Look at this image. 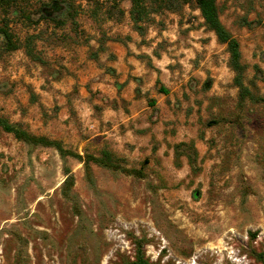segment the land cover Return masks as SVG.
Returning <instances> with one entry per match:
<instances>
[{
    "label": "rangeland",
    "instance_id": "rangeland-1",
    "mask_svg": "<svg viewBox=\"0 0 264 264\" xmlns=\"http://www.w3.org/2000/svg\"><path fill=\"white\" fill-rule=\"evenodd\" d=\"M10 2L0 27L39 61L3 52L0 35V117L70 155L0 130V264H125L136 241L150 264H260L264 103L239 102L193 5L134 25L128 0ZM215 3L243 85L264 98V0ZM182 142L195 172L174 164ZM102 150L139 175L75 157Z\"/></svg>",
    "mask_w": 264,
    "mask_h": 264
},
{
    "label": "trees",
    "instance_id": "trees-1",
    "mask_svg": "<svg viewBox=\"0 0 264 264\" xmlns=\"http://www.w3.org/2000/svg\"><path fill=\"white\" fill-rule=\"evenodd\" d=\"M12 1V0H11ZM115 1V0H114ZM121 1V0H116ZM130 3L129 16L134 25L139 22L144 21L149 15L158 13L163 10H169L170 5L173 2H178L181 5H193V7L198 11L199 17L202 20V26L208 32L212 33L215 42L219 45L224 46L225 52L227 53L226 66L233 74L232 85L237 89L238 100L243 102L247 99L250 102H262L264 103V98L255 97L252 95L248 88L243 85V73L245 66L240 62V52L237 40L225 29L218 18V9L216 7L215 0H128ZM2 8H7L12 2L10 0L0 1ZM0 35L3 39L2 51L5 53L14 51L19 47H23L26 56L34 61H39L38 56L33 52L32 39L27 38L23 44H20L16 40L7 28V25L3 23L0 27ZM155 86L157 87V92L161 94H166L167 90L164 88L158 80L155 81ZM153 105L152 101L149 102ZM0 130L11 134L15 139L24 142L29 145H39L43 147H51L56 150L61 158L69 156L70 152L64 150L58 142L48 140L43 137H35L23 130L19 124L9 123L4 118L0 117ZM184 156L187 164L189 165L191 171L195 172L196 168L194 166V161L196 158V152L192 145V142L179 143L173 147V158L174 164L178 165L179 157ZM79 159L85 170L88 163H93L97 166L120 171L126 175H139V171L131 170L121 167L118 164V159L113 156V154L107 150H102L99 157H93L85 155L82 158L80 156H75ZM67 173V172H66ZM71 185V177L67 176L63 181L62 187L65 191ZM254 258L260 264H264V257L262 253L254 254ZM125 264H150L148 260L144 257V252L140 241L135 242V250L132 260L130 262H125Z\"/></svg>",
    "mask_w": 264,
    "mask_h": 264
}]
</instances>
